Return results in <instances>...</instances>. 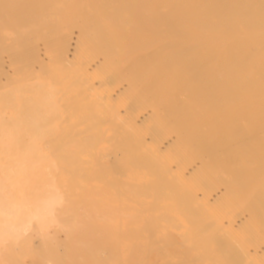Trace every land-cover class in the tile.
Instances as JSON below:
<instances>
[{
  "label": "bare ground",
  "instance_id": "6f19581e",
  "mask_svg": "<svg viewBox=\"0 0 264 264\" xmlns=\"http://www.w3.org/2000/svg\"><path fill=\"white\" fill-rule=\"evenodd\" d=\"M177 235L264 264V0H0V264Z\"/></svg>",
  "mask_w": 264,
  "mask_h": 264
},
{
  "label": "rangeland",
  "instance_id": "374dc122",
  "mask_svg": "<svg viewBox=\"0 0 264 264\" xmlns=\"http://www.w3.org/2000/svg\"><path fill=\"white\" fill-rule=\"evenodd\" d=\"M42 43L43 42H41L40 44H42ZM13 69L15 71V69H17L16 66H13ZM180 238H181V235H177L176 238H175L176 241L173 242V244H174L173 248H171L170 250L167 251V253L169 254V257L164 258V259L158 257L156 259V261L154 262V264H166V263H168V261H170L169 259H171V257H173V259H174V264H176L175 262H177L179 260L181 261L180 264H208L207 261L206 262H201V261L193 260V255H195L198 252H200V250H198L197 248L193 249L192 247H190L188 245L184 246V245H181L180 243H177V239H180ZM35 245L39 246V241L36 240L35 241ZM130 256H132V258ZM129 257L131 259H128ZM125 259H126L125 264H145V262L142 259H140L139 256L138 257H136V256L134 257V255H128V256L125 257ZM191 260H193L195 262H192ZM26 262L29 263V258H26Z\"/></svg>",
  "mask_w": 264,
  "mask_h": 264
}]
</instances>
